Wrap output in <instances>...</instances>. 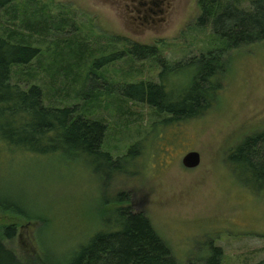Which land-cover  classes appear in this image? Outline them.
<instances>
[{"label":"rangeland","instance_id":"rangeland-1","mask_svg":"<svg viewBox=\"0 0 264 264\" xmlns=\"http://www.w3.org/2000/svg\"><path fill=\"white\" fill-rule=\"evenodd\" d=\"M199 1L167 0L162 13L148 15L140 0H13L2 13L0 25L8 32L28 33L22 19L43 20V31L32 35L40 55L29 67L14 68L15 81L42 87L47 105L76 104L88 116L104 118L103 148L114 159L132 146L138 151L131 165L100 161L94 167L111 175L108 183L90 166L58 153L0 156V191L35 217L0 213V233L5 225H18L6 244L23 263L69 264L102 222L115 220L103 214V191L109 189L133 195L135 209L149 218L178 264L204 260L212 247L222 250V264H264V196L246 187L227 161L245 137L264 131V41L228 53L212 107L187 122L163 123L147 104L120 95L129 83L158 82L162 66L155 60L124 55L100 65L130 43L156 46L171 64L198 56L212 39L210 27L190 30L200 15ZM186 75L183 70L173 76V93L185 89ZM190 151L201 155L194 169L182 164Z\"/></svg>","mask_w":264,"mask_h":264},{"label":"trees","instance_id":"trees-1","mask_svg":"<svg viewBox=\"0 0 264 264\" xmlns=\"http://www.w3.org/2000/svg\"><path fill=\"white\" fill-rule=\"evenodd\" d=\"M12 3L13 0H0V20ZM199 6L200 15L190 30L201 32L210 27L212 39L211 46L198 56L171 64L161 58L156 46L130 43L126 52L107 56L100 62L110 64L124 55L158 62L162 66L158 82L129 83L119 93L126 100L150 106L163 123L187 122L204 116L221 90L228 53L264 41V0H200ZM11 13L17 19V12ZM42 23V18L33 23L22 19L28 33L8 32L0 25V156L8 159L13 153L40 156L58 153L68 162L90 166L97 178L108 183L111 175L97 172L94 167L100 161L112 165L129 161L131 165L138 153L137 146L114 159L103 148L108 126L104 118L88 116L82 111L85 108L80 110L76 104L47 105L42 87L30 81L23 86L21 80L13 78L15 67H29L40 55L32 35L43 31ZM80 47L82 55L78 57L83 59L87 53L83 47L87 49V44ZM183 70L187 73L185 89L173 93L176 88L173 76ZM227 161L234 171L242 173L236 175L246 187L264 196V131L245 137L229 151ZM124 169L120 172L127 171ZM103 198V214H113L115 220L102 222L100 229L75 251L69 264H178L149 218L135 209L132 194L124 191L113 194L104 189ZM0 213L25 217L28 221L35 218H28L18 203L9 201L1 191ZM1 233L0 264H25L6 244V240L17 236L18 225H5ZM211 250L210 257L185 264H222V250L215 247Z\"/></svg>","mask_w":264,"mask_h":264},{"label":"water","instance_id":"water-1","mask_svg":"<svg viewBox=\"0 0 264 264\" xmlns=\"http://www.w3.org/2000/svg\"><path fill=\"white\" fill-rule=\"evenodd\" d=\"M201 163V155L197 151H190L184 155L182 164L188 169L197 168Z\"/></svg>","mask_w":264,"mask_h":264},{"label":"flooded vegetation","instance_id":"flooded-vegetation-1","mask_svg":"<svg viewBox=\"0 0 264 264\" xmlns=\"http://www.w3.org/2000/svg\"><path fill=\"white\" fill-rule=\"evenodd\" d=\"M140 5L144 8L145 12L148 14L151 13L152 15H157V11H159V13H162V10L160 9V6L163 2L167 1V0H152L151 2H145V0H140ZM155 8H157L156 10H154ZM149 15V14H148ZM145 22L147 24H149V22L147 20H145ZM152 22L153 23H157L158 21L155 22V20L152 18ZM144 25V24H143Z\"/></svg>","mask_w":264,"mask_h":264}]
</instances>
